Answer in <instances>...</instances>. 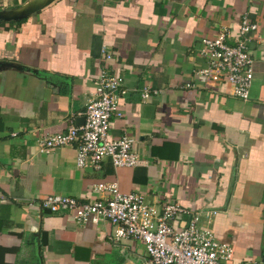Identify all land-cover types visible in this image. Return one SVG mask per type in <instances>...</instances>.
<instances>
[{
  "label": "crops",
  "instance_id": "0c3cea01",
  "mask_svg": "<svg viewBox=\"0 0 264 264\" xmlns=\"http://www.w3.org/2000/svg\"><path fill=\"white\" fill-rule=\"evenodd\" d=\"M44 1L0 0V11ZM244 15L258 24L247 41L248 100L201 74L203 39L226 31L236 43ZM105 65L129 89L110 136L136 137L145 162L105 158L97 170L77 165L75 143L41 152L39 139L83 123ZM146 86L159 93L143 100ZM113 181L159 209L170 198L209 212L216 237L234 250L225 264L264 262V0H51L0 20V264H143L144 245L115 241L110 222L79 223L42 206L50 194L107 197L92 187Z\"/></svg>",
  "mask_w": 264,
  "mask_h": 264
},
{
  "label": "built area",
  "instance_id": "2783aa9c",
  "mask_svg": "<svg viewBox=\"0 0 264 264\" xmlns=\"http://www.w3.org/2000/svg\"><path fill=\"white\" fill-rule=\"evenodd\" d=\"M257 28L258 24L244 15L236 43L228 42L226 31L202 41L201 54L207 62L201 74L208 82H225L232 94L243 100L250 98L254 80L255 59L247 41ZM101 52L104 61L113 58L112 51L105 45ZM128 91L125 78L109 70L108 65L103 66L93 96L86 105L83 123L71 124L64 132L42 137L38 141L40 151L49 152L75 143L77 165L84 167L91 163L97 170L102 169L105 158L111 159L116 167L144 163L134 149L136 137L112 138L109 133L112 117L123 114L119 102ZM158 93V89L146 86L142 98L148 100ZM92 189L106 193L107 197L85 202L72 196L50 194L43 197L42 206L55 213L70 212L79 223L110 222L114 226L112 238L115 241L132 239L144 245L143 264H225L233 259V247L219 240L209 226V212L206 213L209 223L204 224V212L189 210L175 199H167L159 209L146 201L142 191L124 193L118 181L97 183Z\"/></svg>",
  "mask_w": 264,
  "mask_h": 264
},
{
  "label": "water",
  "instance_id": "95a60500",
  "mask_svg": "<svg viewBox=\"0 0 264 264\" xmlns=\"http://www.w3.org/2000/svg\"><path fill=\"white\" fill-rule=\"evenodd\" d=\"M51 0H46L44 2L35 4L34 6L30 7H23V9H20L19 11H13V12H7V11H0V20H17L20 18L25 17L26 15L37 12L41 9L42 6L48 4Z\"/></svg>",
  "mask_w": 264,
  "mask_h": 264
}]
</instances>
